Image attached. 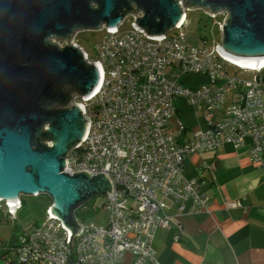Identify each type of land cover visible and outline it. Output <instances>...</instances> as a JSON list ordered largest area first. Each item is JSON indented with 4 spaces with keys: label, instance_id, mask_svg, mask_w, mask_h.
Listing matches in <instances>:
<instances>
[{
    "label": "built area",
    "instance_id": "2783aa9c",
    "mask_svg": "<svg viewBox=\"0 0 264 264\" xmlns=\"http://www.w3.org/2000/svg\"><path fill=\"white\" fill-rule=\"evenodd\" d=\"M130 2L132 8L115 28L100 22L99 27L73 29L69 39L47 38L61 47L69 41L101 68V82L92 95L69 91L66 105L80 103L88 126L85 135L63 156L66 164L60 172L73 176L86 170L90 178L107 175L112 191L103 193L106 220L80 219L76 213L86 207L85 202L73 209L83 225L73 236L77 244L73 249L68 245L63 219L51 211L52 203L43 222L21 228L9 248L15 264H119L127 253L134 255L133 264H160L153 241L158 229L170 223L166 212L169 201L191 198L194 211L209 203L196 179L183 175L189 154L216 151L227 142L234 147L250 143L251 161L263 162L264 82L259 75L264 66L260 70L242 67L222 56L217 45L209 50L188 44L181 31L188 22V11L203 6L189 7L182 0L183 6L178 4V8L183 17L178 24L152 36L135 22L145 12ZM91 5L97 7L96 2ZM204 9L213 19L221 17L219 27L229 14L227 9L215 13ZM129 20L132 29L121 35L120 28ZM83 30L105 32L104 40L95 46L94 57L79 43ZM234 67L256 75L243 79ZM230 93L237 98L228 102ZM178 97H185L206 115V127L193 129L185 141L188 128L178 113ZM22 206L20 195L16 199L0 196V210L10 220L18 218ZM179 210H186L185 203Z\"/></svg>",
    "mask_w": 264,
    "mask_h": 264
},
{
    "label": "water",
    "instance_id": "95a60500",
    "mask_svg": "<svg viewBox=\"0 0 264 264\" xmlns=\"http://www.w3.org/2000/svg\"><path fill=\"white\" fill-rule=\"evenodd\" d=\"M125 1L131 9V0H0V196L49 191L54 198L51 211L63 219L68 245L73 249L77 247L73 236L83 228L73 209L97 193L111 192L112 183L104 173L90 178L86 170L73 176L60 172L66 164L63 156L85 135L88 121L80 103L69 106L55 102L61 98L58 90L64 82L68 94L73 85L85 83L87 92H77L89 97L98 88L102 72L79 47L69 41L61 47L47 38L69 39L73 29L99 27L100 22L115 28L128 11L116 14ZM132 1L145 12L143 17L137 16V25L147 29L145 25L163 21V30L147 29L152 36L162 35L183 17L178 8V4L183 6L182 0ZM185 1L189 7L203 6L212 13L227 9L229 14L220 25L218 52L241 66L260 70L264 65V0ZM78 52L92 66L90 71H82ZM60 107L64 110L54 112ZM74 109L84 123L75 137L68 134ZM41 127L56 134L54 140L45 142L49 149L36 147Z\"/></svg>",
    "mask_w": 264,
    "mask_h": 264
},
{
    "label": "crops",
    "instance_id": "0c3cea01",
    "mask_svg": "<svg viewBox=\"0 0 264 264\" xmlns=\"http://www.w3.org/2000/svg\"><path fill=\"white\" fill-rule=\"evenodd\" d=\"M185 101V97L177 100L178 113L188 128L184 141L193 129L206 127L204 111L202 118L197 114L203 109L187 106ZM250 147V143L234 147L227 142L216 151L186 157L183 175L196 179L209 203L194 211L191 198L169 201L170 223L158 229L153 241L160 264H264V159L252 162ZM181 203L185 211L179 210ZM2 212L0 228L2 222L12 221ZM10 227L9 237L0 233L5 237L0 238V264H15L9 248L21 226ZM134 258L127 253L119 264H133Z\"/></svg>",
    "mask_w": 264,
    "mask_h": 264
},
{
    "label": "rangeland",
    "instance_id": "374dc122",
    "mask_svg": "<svg viewBox=\"0 0 264 264\" xmlns=\"http://www.w3.org/2000/svg\"><path fill=\"white\" fill-rule=\"evenodd\" d=\"M220 18L221 17H218L217 19L211 18L203 7L189 10L188 22L181 30L186 36L187 43L201 48L206 47L209 50H212L216 47V45H219L222 42V33L218 25ZM120 29L121 35L132 29L130 20L126 21L125 25H123ZM104 38L105 32L83 30L80 32L78 40L79 43L94 57L95 46L97 43L104 40ZM233 70L234 72L238 71V75L246 80L252 79L256 75V72L250 70L240 71L236 67H234ZM180 81L183 82V78H181ZM183 83L185 84V82ZM235 98L237 97L230 93L227 97V101L231 102ZM178 99L179 97L176 99V104ZM185 103L187 106L192 107L187 99ZM179 108L182 110V107ZM200 113L202 118L203 110H197V114ZM19 194L22 199L23 206L18 211V219L2 222V227L0 228V233L5 237H9L11 235L12 230L10 225H14V227L19 225L21 228H32L43 222L46 218V211L48 207L54 203L53 196L47 190H42L39 194H31V192L24 191ZM104 203V194L97 193L85 201L86 207L81 208L76 215L84 222L104 223L107 216ZM1 212L2 210H0V213Z\"/></svg>",
    "mask_w": 264,
    "mask_h": 264
},
{
    "label": "trees",
    "instance_id": "16d2710c",
    "mask_svg": "<svg viewBox=\"0 0 264 264\" xmlns=\"http://www.w3.org/2000/svg\"><path fill=\"white\" fill-rule=\"evenodd\" d=\"M125 6H122L121 9H118L116 11V14L118 13H124L125 11L128 10V7H127V3L125 1ZM162 22L158 21V22H151L149 25H145L147 27L148 30L150 31H153V28L157 29V30H163V26H162ZM65 50H70V48H66ZM77 51V50H76ZM78 57H79V61H80V65H81V68H82V71L83 72H88L91 70L92 66L88 65L84 60H83V57L82 55L78 52ZM259 78H262L263 79V82H264V71L261 75H259ZM85 83L81 84V85H73L72 86V89L78 91V92H81V93H85L87 92L85 87H84ZM69 99V94H66L65 96H63V99H62V103H66ZM54 129H55V126H54ZM56 137V134L55 132L52 130V131H45V132H42L40 133V135L36 136V139H35V144H36V147L37 148H40V149H49L50 147L45 143V141H52L54 140ZM76 142V141H75ZM73 142V143H75ZM73 218V216H72ZM70 218V220L73 222L74 220Z\"/></svg>",
    "mask_w": 264,
    "mask_h": 264
},
{
    "label": "flooded vegetation",
    "instance_id": "af4514ba",
    "mask_svg": "<svg viewBox=\"0 0 264 264\" xmlns=\"http://www.w3.org/2000/svg\"><path fill=\"white\" fill-rule=\"evenodd\" d=\"M65 82H64V84H63V87L61 88V89H59L58 91H59V93L61 94V98H60V100L58 101V102H55L56 104H58V105H64L65 103H62L61 101H62V99H63V96H65L66 94H68V92L67 91H65L66 89H65ZM54 110V112L56 111H61V110H64V108H62V107H60V108H55V109H53ZM73 118H72V122H71V128H70V133H68L69 134V136H77L78 135V131L83 127V125H84V123H83V120H82V117H81V115H80V112L77 110V109H74L73 111ZM52 126V124H49V127H51ZM44 127V126H43ZM43 127H41L39 130H41L42 132H45V131H47L45 128H43ZM40 131V132H41ZM41 132V133H42ZM46 142V141H45ZM89 178V177H88Z\"/></svg>",
    "mask_w": 264,
    "mask_h": 264
},
{
    "label": "bare ground",
    "instance_id": "6f19581e",
    "mask_svg": "<svg viewBox=\"0 0 264 264\" xmlns=\"http://www.w3.org/2000/svg\"><path fill=\"white\" fill-rule=\"evenodd\" d=\"M264 66V65H262ZM260 66V67H262ZM242 67H247V66H242ZM250 69H257V68H253V67H249ZM19 192V191H18ZM35 193H38V191H36ZM10 199H16L17 197L16 196H12V197H9Z\"/></svg>",
    "mask_w": 264,
    "mask_h": 264
}]
</instances>
